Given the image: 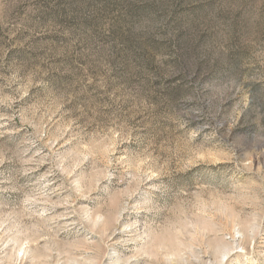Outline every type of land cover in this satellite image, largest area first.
Masks as SVG:
<instances>
[{"label": "rangeland", "instance_id": "rangeland-1", "mask_svg": "<svg viewBox=\"0 0 264 264\" xmlns=\"http://www.w3.org/2000/svg\"><path fill=\"white\" fill-rule=\"evenodd\" d=\"M0 264H264V0H0Z\"/></svg>", "mask_w": 264, "mask_h": 264}]
</instances>
